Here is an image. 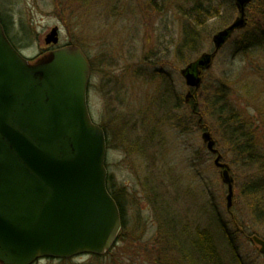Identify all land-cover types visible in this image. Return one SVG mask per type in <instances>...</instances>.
<instances>
[{
  "label": "rangeland",
  "instance_id": "374dc122",
  "mask_svg": "<svg viewBox=\"0 0 264 264\" xmlns=\"http://www.w3.org/2000/svg\"><path fill=\"white\" fill-rule=\"evenodd\" d=\"M252 3L246 28L220 49L186 105L189 88L180 71L214 52V35L239 17L238 9L229 12L235 0H0L8 37L28 59L52 49L45 40L55 27L58 47L71 43L88 56L89 108L107 132L109 187L125 213L122 237L105 257L35 264H203L195 247L203 232L213 236L225 264H264L252 240H264V207L248 191L261 179L259 167L227 144L211 107L225 91L250 120L258 115L255 98L264 100V45L239 50L261 21L264 0ZM217 9L225 19L209 18ZM196 19L207 22L196 27L199 47L188 50L185 30H194ZM200 120L235 179L231 210Z\"/></svg>",
  "mask_w": 264,
  "mask_h": 264
},
{
  "label": "water",
  "instance_id": "95a60500",
  "mask_svg": "<svg viewBox=\"0 0 264 264\" xmlns=\"http://www.w3.org/2000/svg\"><path fill=\"white\" fill-rule=\"evenodd\" d=\"M239 17L213 37L215 51L181 70L198 91L220 49L247 26L252 0H235ZM59 28L47 36L59 45ZM91 65L77 45L32 61L8 39L0 19V264L105 256L122 229L108 190L107 138L88 105ZM193 97L189 92L186 102ZM201 122V121H200ZM234 205V178L209 131L202 134ZM264 255V240L253 236Z\"/></svg>",
  "mask_w": 264,
  "mask_h": 264
},
{
  "label": "trees",
  "instance_id": "16d2710c",
  "mask_svg": "<svg viewBox=\"0 0 264 264\" xmlns=\"http://www.w3.org/2000/svg\"><path fill=\"white\" fill-rule=\"evenodd\" d=\"M149 2L154 4L156 0H149ZM249 7L252 8V6ZM231 8L232 9L229 10V12H232V10L236 11L237 9L234 4ZM259 13V18H261V21L256 26L255 33L250 35L249 38H245L241 41L239 50H242L243 52L248 51L249 47L251 48V46H255L256 44L258 46L264 45V19L262 17V15L264 14V10H259ZM217 17L219 19L226 18L220 16V12L218 9L214 11L213 14L209 15V18ZM1 19L6 29L7 35L10 36L7 26L2 17ZM206 22V20L202 21L196 19L194 23L195 29L185 30V49L196 50L199 47V39L201 38V35L198 33L197 28L203 30ZM219 93H221V95L215 96L216 101H214L211 107L215 106V108H213L215 112L214 114L217 116L219 125L221 124V126H223L224 128V132L227 133V144L238 153V156L248 158L250 163L254 162L258 165L259 171L261 173V179H258L259 181L255 180L254 183L249 185L248 191H250L251 197L257 199L258 197L262 198L261 204L264 207V100L259 102V99L257 97L255 98L258 115L251 117L249 120L242 115V112L239 111L238 107H235L230 101H228V98H225L226 96H228L227 92L223 91ZM202 130L206 131L207 129L202 125ZM153 132H155V129L152 127L150 133L152 134ZM109 190L113 198H115L116 200L117 194L110 187ZM121 213L123 215L125 214L124 208L121 209ZM227 237L229 239L228 234ZM195 245L201 257L200 261L203 262V264H225L213 236L209 233L203 232L199 236H197ZM66 261L69 260H62L61 262L65 263ZM240 264L242 263L240 262Z\"/></svg>",
  "mask_w": 264,
  "mask_h": 264
},
{
  "label": "flooded vegetation",
  "instance_id": "af4514ba",
  "mask_svg": "<svg viewBox=\"0 0 264 264\" xmlns=\"http://www.w3.org/2000/svg\"><path fill=\"white\" fill-rule=\"evenodd\" d=\"M197 60V59H196ZM195 60V61H196ZM195 61H193V62H191V63H188L187 65H190V64H192V63H194ZM91 78H92V72H91ZM90 87H91V79H90V83H89V87H88V99H89V91H90ZM186 105H191V103L190 102H188V103H186ZM193 113L196 115V107H195V105H194V107H193ZM199 123V122H198ZM199 127H200V130L202 129V127H201V125H200V123H199ZM121 197L120 196H116V201H117V203H118V205H119V208H120V210L123 208V206H122V202H121ZM121 219H122V231H121V234H120V236H119V240L121 239V237H122V234H123V232H124V227H125V214L123 215L122 213H121Z\"/></svg>",
  "mask_w": 264,
  "mask_h": 264
}]
</instances>
